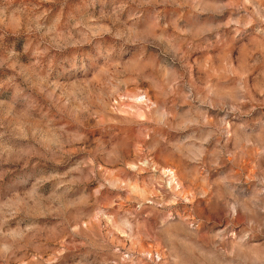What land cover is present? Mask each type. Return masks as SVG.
I'll use <instances>...</instances> for the list:
<instances>
[{"label":"rangeland","instance_id":"374dc122","mask_svg":"<svg viewBox=\"0 0 264 264\" xmlns=\"http://www.w3.org/2000/svg\"><path fill=\"white\" fill-rule=\"evenodd\" d=\"M0 264H264V0H0Z\"/></svg>","mask_w":264,"mask_h":264}]
</instances>
